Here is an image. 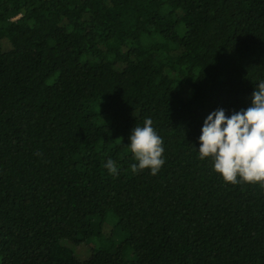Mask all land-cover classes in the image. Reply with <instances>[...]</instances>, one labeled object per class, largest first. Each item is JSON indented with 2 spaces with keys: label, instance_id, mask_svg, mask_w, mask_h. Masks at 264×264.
Masks as SVG:
<instances>
[{
  "label": "trees",
  "instance_id": "1",
  "mask_svg": "<svg viewBox=\"0 0 264 264\" xmlns=\"http://www.w3.org/2000/svg\"><path fill=\"white\" fill-rule=\"evenodd\" d=\"M260 81L264 0H0V264H264V188L198 151ZM147 118L156 175L131 171ZM108 221L124 242L80 261Z\"/></svg>",
  "mask_w": 264,
  "mask_h": 264
},
{
  "label": "clouds",
  "instance_id": "2",
  "mask_svg": "<svg viewBox=\"0 0 264 264\" xmlns=\"http://www.w3.org/2000/svg\"><path fill=\"white\" fill-rule=\"evenodd\" d=\"M147 118L143 126H135L129 137L130 151L135 161L131 171L150 169L156 175L164 164L163 140ZM199 158H211L213 170L225 183L260 184L264 188V81L252 93L251 105L231 116L218 109L204 121L199 137ZM109 175H117L115 162L104 164Z\"/></svg>",
  "mask_w": 264,
  "mask_h": 264
},
{
  "label": "rangeland",
  "instance_id": "3",
  "mask_svg": "<svg viewBox=\"0 0 264 264\" xmlns=\"http://www.w3.org/2000/svg\"><path fill=\"white\" fill-rule=\"evenodd\" d=\"M110 216L112 215L110 214ZM108 222L105 224L103 232L100 236H96L93 239L82 242L79 245L71 246L73 253L77 256L80 261L89 259L93 248L111 246L118 247L121 243L124 242L126 235L120 231H116L113 225L115 221L111 223L110 221ZM127 255L129 256V253H127Z\"/></svg>",
  "mask_w": 264,
  "mask_h": 264
}]
</instances>
